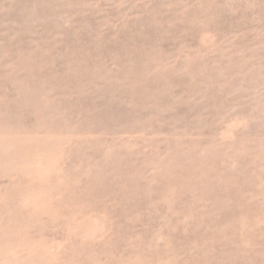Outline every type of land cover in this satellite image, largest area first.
<instances>
[{"label": "rangeland", "instance_id": "rangeland-1", "mask_svg": "<svg viewBox=\"0 0 264 264\" xmlns=\"http://www.w3.org/2000/svg\"><path fill=\"white\" fill-rule=\"evenodd\" d=\"M0 264H264V0H0Z\"/></svg>", "mask_w": 264, "mask_h": 264}]
</instances>
